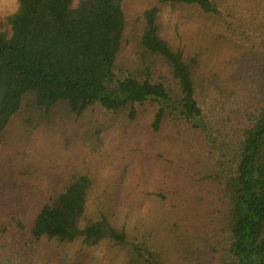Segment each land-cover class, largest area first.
Returning a JSON list of instances; mask_svg holds the SVG:
<instances>
[{
  "label": "trees",
  "instance_id": "obj_1",
  "mask_svg": "<svg viewBox=\"0 0 264 264\" xmlns=\"http://www.w3.org/2000/svg\"><path fill=\"white\" fill-rule=\"evenodd\" d=\"M140 141L135 169L112 152ZM17 228L23 264H264V0L0 13V240Z\"/></svg>",
  "mask_w": 264,
  "mask_h": 264
},
{
  "label": "rangeland",
  "instance_id": "obj_2",
  "mask_svg": "<svg viewBox=\"0 0 264 264\" xmlns=\"http://www.w3.org/2000/svg\"><path fill=\"white\" fill-rule=\"evenodd\" d=\"M16 7V0H0V13H7L8 11H12ZM145 116V114H144ZM141 134V133H140ZM137 146L129 145L127 147H120L117 150H112V152L116 153L119 157L122 156L123 158H127L128 163H130L131 168L135 169L139 166V161L136 159L138 155L135 153L138 149V146L142 145V141L140 143L135 144ZM116 156V157H118ZM13 184H18L19 180H11ZM15 185L5 186V191L9 193L10 189L15 188ZM10 194V193H9ZM26 224V223H24ZM27 231H23L20 228H17L14 233L7 235L0 240V246L3 248V252L0 253V258H4V264L8 262H12L13 264H23L26 261V255L23 252V248L25 242L27 240ZM5 253V254H4ZM81 258V257H79ZM6 260V262H5ZM64 260V259H63ZM58 261L56 264H66L64 261ZM87 264H95V261H91L87 258L84 259ZM79 261H76L77 264ZM102 264H108L102 261Z\"/></svg>",
  "mask_w": 264,
  "mask_h": 264
}]
</instances>
